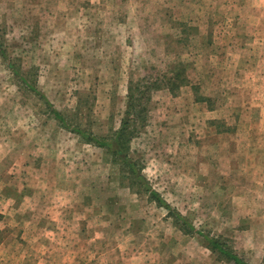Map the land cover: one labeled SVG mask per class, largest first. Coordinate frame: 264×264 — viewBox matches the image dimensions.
I'll use <instances>...</instances> for the list:
<instances>
[{"label":"rangeland","instance_id":"rangeland-1","mask_svg":"<svg viewBox=\"0 0 264 264\" xmlns=\"http://www.w3.org/2000/svg\"><path fill=\"white\" fill-rule=\"evenodd\" d=\"M172 211L264 264V0H0V264H234Z\"/></svg>","mask_w":264,"mask_h":264},{"label":"trees","instance_id":"trees-1","mask_svg":"<svg viewBox=\"0 0 264 264\" xmlns=\"http://www.w3.org/2000/svg\"><path fill=\"white\" fill-rule=\"evenodd\" d=\"M177 74H179V73H177ZM147 101H146V104H147ZM132 107H133V105L130 106V108H132ZM135 108H138V107H135ZM146 109H147V107L145 105V106L141 107L140 111L145 112ZM55 116L57 118H60V119L62 118L61 113L59 111H55ZM127 122H128V120H126V119L123 121L121 129L115 133V136L113 139H110L107 141V140H100V139L95 138L98 145L106 146V147H108V149H111L113 151L115 150L118 152L121 148H119V147L116 148L115 145L117 144L118 146H120V144H122V141L125 139L124 138L125 137V130H126V127L128 125ZM75 130L77 132H79L83 137H85V138L87 137L85 132L80 131L79 129H75ZM131 165L133 168L132 170L136 174V176L139 179H142L143 178L142 175L140 174V172L138 170H135V168H134L135 166L133 165V163H131ZM151 194L154 197H156L161 202L162 205L166 206L169 210H172L171 206L168 203H166L165 201L160 199V197L156 191H151ZM172 212H173L174 216L177 218V220L180 221V223H181L180 226L182 227V229H184V231H186V233H192L193 232V233H198L201 236H203L207 242V245L210 247V249L212 251L218 253L223 258H225L229 261H232L234 264H253V263L247 261L246 259H244L239 254H237L231 247H228L224 242L220 241L219 239H216L214 237L209 236L207 233H204L203 231H198L194 227V225L186 217L182 216L179 212H176V211H172Z\"/></svg>","mask_w":264,"mask_h":264}]
</instances>
